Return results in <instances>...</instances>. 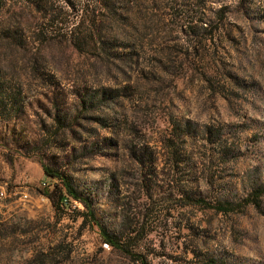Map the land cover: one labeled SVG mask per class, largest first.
I'll use <instances>...</instances> for the list:
<instances>
[{"label": "rangeland", "instance_id": "1", "mask_svg": "<svg viewBox=\"0 0 264 264\" xmlns=\"http://www.w3.org/2000/svg\"><path fill=\"white\" fill-rule=\"evenodd\" d=\"M137 256L264 264V0H0V264Z\"/></svg>", "mask_w": 264, "mask_h": 264}, {"label": "trees", "instance_id": "2", "mask_svg": "<svg viewBox=\"0 0 264 264\" xmlns=\"http://www.w3.org/2000/svg\"><path fill=\"white\" fill-rule=\"evenodd\" d=\"M45 173L48 176H51L53 178H58L59 180H61L62 184H63V191L61 193V197H60V206L62 209H66L69 208L68 203L65 202V198L66 196L70 197L72 200L76 201V202H82L85 207L88 209V212L86 214V217L89 221H92L93 224L98 226L97 221L95 220V216L94 213L91 211V207L90 204L88 203V201L86 199H83L81 197V195L77 192V190H75L72 185L69 183V181L67 180V178H65L64 175H60L56 172H53L52 170L48 169V168H44ZM69 202V201H67ZM55 206H59V203L55 202ZM145 227L142 226V232H144ZM139 232V228H132L130 233H126L125 238H128L129 235L132 237V239H134L136 237V233ZM104 240L109 242L114 248H116L119 251H124L126 252L127 248L131 245L130 243H124L121 241V237L119 236H114V235H110L108 233H106L104 231ZM135 234V235H134ZM136 261H142L143 264H145L144 262V257H135Z\"/></svg>", "mask_w": 264, "mask_h": 264}, {"label": "built area", "instance_id": "3", "mask_svg": "<svg viewBox=\"0 0 264 264\" xmlns=\"http://www.w3.org/2000/svg\"><path fill=\"white\" fill-rule=\"evenodd\" d=\"M66 203H68V206L70 209H76L77 208V203L76 201L72 200L70 197L66 196V198L64 199ZM69 201V202H67ZM102 250L104 251V249H111V244L107 241H103L101 244Z\"/></svg>", "mask_w": 264, "mask_h": 264}]
</instances>
